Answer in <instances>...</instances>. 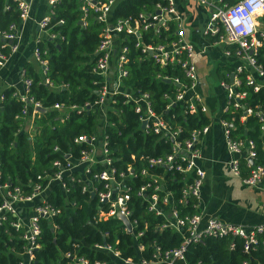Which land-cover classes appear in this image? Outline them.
Returning <instances> with one entry per match:
<instances>
[{
    "label": "trees",
    "instance_id": "1",
    "mask_svg": "<svg viewBox=\"0 0 264 264\" xmlns=\"http://www.w3.org/2000/svg\"><path fill=\"white\" fill-rule=\"evenodd\" d=\"M101 3L106 0H97ZM235 0H221V3L231 4ZM79 0H56L53 5V15L50 17L47 27L53 26L49 32H57L60 38L55 42L50 40H38L35 48L40 59L46 60V71L41 74L40 69L30 63L22 67L23 77L29 80L27 96L33 102H37L44 109L43 112H35L33 124L35 126L32 135L22 130L23 119L21 109L23 103L11 96L14 89L5 87L1 91L0 100V181L7 183L11 188L14 185L20 187L23 193H28L32 182L44 185V180L36 176L42 175L54 169L52 161L62 159L57 152H53V146L61 151L69 147H75L72 138L79 134L89 135L93 131L98 112L87 109L84 103H92L97 100V91L100 87L98 77L93 74L94 51L99 42V33L104 23L97 19L98 13L87 7L85 13V26L78 24L80 18ZM159 4L166 6L165 0H115L109 13L108 21L113 23L117 19H128L133 26L138 14L152 12L154 6ZM7 6V9L4 7ZM62 20V24H56ZM19 12L14 0H0V30L7 28L9 24L18 25ZM168 29L159 28L154 33L150 28H139L141 45L165 44L175 39L174 25L169 20ZM222 33V29H219ZM123 35L122 33L120 34ZM135 36L129 34L122 40L121 46L128 50L125 68L127 75L122 78V85L148 96L151 110L159 116H173L169 122L172 127L180 128L177 140L186 138L189 131L198 129L208 123L205 114L197 111L188 113L184 111V104H169L174 99V94L179 91V84H188L183 78L178 64L159 66L153 58L142 53L140 47H135ZM5 52V51H4ZM264 65V61L259 59ZM216 68L214 77L223 78L224 73H219ZM163 77L168 79L164 80ZM242 77V75H239ZM177 78L179 84L172 82ZM46 79L47 83L43 80ZM225 79V77L223 78ZM247 96L243 102L250 107L258 105L264 108V90L252 92L245 87ZM168 96L169 100L165 98ZM113 102L104 111V116L112 122L113 126L106 127L108 136V148L110 155L114 157L113 165L118 170L127 173L126 165L131 163L134 175L126 179L130 206V218L135 220L132 231L135 234L142 230V234L133 238V234L127 232L120 218L107 217L95 219L96 196L89 192L81 191L82 181L74 180L67 185L68 190L62 192L61 188L54 185L49 189L46 200L59 208V211L49 219L41 217L38 221L40 230L35 237L37 247L32 249V264H72V259L65 255H81L90 262L118 263L111 257L108 251L93 247L94 243H107L120 252L122 257L137 256L153 259L154 246L161 250L177 247L182 237L170 228H157L163 221V217L155 215L146 209L144 199L136 194L139 184L148 176L139 173L142 160L140 154L151 156L164 154L170 151V140L159 139L153 134H144L138 127L137 114L133 111V102L126 101L121 94L113 96ZM55 103L66 107L75 105L83 107L80 112L67 109L68 118L60 121L58 116H63L58 110L53 109ZM241 108H229L219 114V117L229 120L234 119L235 130L233 136L248 139L253 143L255 161L264 164V130L260 129L261 123L254 115L246 118L243 125L238 124L241 116ZM76 145L75 149L77 150ZM133 155V159L131 158ZM150 172L162 176L166 187L171 190L173 198L180 196L181 174L173 171H163L160 167L149 166ZM75 177H77L75 175ZM72 202V206H64L65 202ZM180 213H191V199L188 198L178 206ZM14 216L8 214L0 222V264H18L22 259L24 239L21 238V229L10 224ZM231 238L204 237L197 242L185 244L182 258L174 259V264H264V249L258 243L247 252L241 249V240L233 238L235 247L228 248ZM259 239L262 236L259 235ZM260 242V241H259ZM135 243L142 244L138 250Z\"/></svg>",
    "mask_w": 264,
    "mask_h": 264
},
{
    "label": "built area",
    "instance_id": "2",
    "mask_svg": "<svg viewBox=\"0 0 264 264\" xmlns=\"http://www.w3.org/2000/svg\"><path fill=\"white\" fill-rule=\"evenodd\" d=\"M19 12V24L27 18L29 0H14ZM47 13L40 20L38 27L44 32L45 39L55 42L60 38L57 32H49L53 27H47L50 17L53 15V5L56 0H47ZM166 6L159 4L154 6L152 12H143L138 14L134 20L133 26L129 20L117 19L113 23L108 21L109 13L115 0H106L101 3L97 0H79V25L85 26V13L87 7L92 8L98 13L97 19L104 23L99 33V42L94 51L93 74L98 77L100 87L97 91L98 98L92 103H84L87 109L98 112L93 131L89 135L79 134L72 138V143L78 146L69 147L66 151H61L53 146L52 151L62 156V159L52 161L54 169L44 172L36 177L44 180V185L37 182L30 184L31 190L23 193L19 186L14 185L9 188L7 183L0 181V222L8 214L14 216L10 224L15 228L21 229V238L25 243L23 246V257L18 264H32V249L37 247L35 237L39 233L40 227L38 221L41 217L49 219L59 211V208L52 206L47 200L46 195L49 189L57 185L62 192L68 190L67 185H71L74 180L82 181L81 191L89 192L96 196V217L95 219L107 217H125L129 228L124 225V229L133 234L136 238L142 234V230L135 234L132 229L135 226V220L130 218L131 209L127 206L129 192L126 179L133 176L134 170L131 163L126 165L127 173L118 170L113 165L114 157L110 155L108 148V136L105 133L106 127L113 126L112 122L104 116V111L113 102V96L121 94L126 101L133 102V111L137 114L138 127L144 134H153L159 139L170 140V151L155 156L140 154L139 159L142 165L139 168L140 174H145L148 178L138 185L136 194L141 196L146 205V209L155 215L163 217V221L157 228H170L179 233L182 237L181 243L177 247L161 250L153 244V259H146L141 256L136 258L132 256L122 257L120 252L112 245L103 243H94L93 247L103 249L111 254L118 263L114 264H174L176 258H182L185 250V244L189 241L197 242L202 238L229 236L228 248L235 247L233 238L241 240V249L247 252L254 248L258 243L264 249V222L254 225L251 228H245L241 225L223 221L216 216H209L201 221L200 212L196 211L201 185L204 178L202 167L197 164V158L200 157L198 144L201 137L207 133L208 124L198 129L189 131L186 138L177 140L180 128L172 127L169 122L173 116H159L155 114L148 102V96L144 92L131 90L122 85L121 81L127 75L124 67L127 63V49L121 46L122 40L132 34L135 36V47H140L142 53L151 56L159 66L178 64L183 78L188 84H179L177 78H172V82L179 84V91L174 94V99L169 100V104H184V111L194 113L197 107L203 114H206L207 108L201 101V98L194 92V85L197 83L194 60L197 51L190 43L183 39V27L180 18L176 15L173 7V0H165ZM202 5L209 9L208 21L203 33L210 37H216L214 44H224L225 48L222 54L226 57L234 58L238 64L224 73L217 85L224 96V106L222 113L229 108H241L242 114L238 117V124L243 125L246 118L254 115L260 123V129L264 130V108L258 105L250 107L243 100L247 96L246 88L252 92L264 90V65L259 59L264 61V0H235L231 4L221 3V0H198ZM8 7L5 6L4 9ZM171 21L174 25L175 39L165 43L152 45H141L139 28L142 30L151 29L154 33L159 28L168 29L167 22ZM18 25L9 24L6 29L0 30V68L5 63L8 56L15 52L18 47ZM56 24H62V20H57ZM222 29V33H219ZM123 34L122 36L120 34ZM41 40L40 38L37 39ZM217 42V43H216ZM5 51V52H4ZM148 51L150 54H148ZM32 57L40 69L41 74L46 71V60L40 59L36 48L34 47ZM242 75V77H239ZM230 76V79H229ZM22 91L13 92L12 97L16 96L22 103L21 113L24 115L23 122L27 121L28 112H38L42 108L39 103L33 102L27 96V87L29 80L20 73ZM164 80L168 79L163 77ZM47 83V80H43ZM1 99V97H0ZM72 105L66 107L55 103L53 109L59 111L63 116H58L60 121L68 118L65 112L67 109L80 112L83 107ZM34 117V116H30ZM38 118L39 116H35ZM234 119L229 120L220 118L218 124L222 128L224 148L229 155L227 165L230 172L238 176L241 182L248 186L264 184V164L255 161L253 143L248 139H241L231 134L235 130ZM133 159V155H131ZM160 167L163 171L179 172L180 181L183 184L180 188V196L176 199L170 189L166 187L161 175L150 172L148 167ZM75 175L77 177H75ZM188 198L191 199V206L194 211L191 213H180L178 206L184 203ZM21 204L24 207L19 208ZM64 206H72V202L66 201ZM23 209V213L21 210ZM259 235L262 239H259ZM260 241V242H259ZM136 249H142V244L135 243ZM72 259V264H109L108 262L93 261L81 255L65 253ZM246 261L243 260L242 264Z\"/></svg>",
    "mask_w": 264,
    "mask_h": 264
},
{
    "label": "crops",
    "instance_id": "3",
    "mask_svg": "<svg viewBox=\"0 0 264 264\" xmlns=\"http://www.w3.org/2000/svg\"><path fill=\"white\" fill-rule=\"evenodd\" d=\"M173 1L175 13L182 22L183 39L197 51L194 60L197 83L191 92L196 93L207 108L205 116L208 119V131L198 144L200 157L196 160L204 171V178L195 210L200 212L201 221L209 216H216L223 221L251 228L264 222V184L245 185L228 168L229 155L224 148L222 128L218 124L225 100L217 85L221 78L214 77L216 68L220 69V74L225 73L238 62L222 54L225 45L217 42L214 44L216 37L203 33L209 17V9L205 5L198 0ZM47 9V0H29L27 18L18 27L17 50L8 56L0 68V90L11 87L20 93L23 65L30 63L37 69L32 52L37 39H45L38 24ZM34 115L35 113L28 112L27 121L22 125L23 131L30 134L34 131ZM24 206L25 204H21L19 208Z\"/></svg>",
    "mask_w": 264,
    "mask_h": 264
},
{
    "label": "water",
    "instance_id": "4",
    "mask_svg": "<svg viewBox=\"0 0 264 264\" xmlns=\"http://www.w3.org/2000/svg\"><path fill=\"white\" fill-rule=\"evenodd\" d=\"M78 24H79V21H78ZM148 54H150V52L148 51ZM229 79H230V76H229ZM38 112H43L44 109L43 108H38L37 110ZM121 220L122 222L124 223V225L127 227V229L129 228V224H128V221L125 217H121Z\"/></svg>",
    "mask_w": 264,
    "mask_h": 264
},
{
    "label": "rangeland",
    "instance_id": "5",
    "mask_svg": "<svg viewBox=\"0 0 264 264\" xmlns=\"http://www.w3.org/2000/svg\"><path fill=\"white\" fill-rule=\"evenodd\" d=\"M2 90H0V92H1ZM215 94H216V92H215ZM31 135H32V133H31Z\"/></svg>",
    "mask_w": 264,
    "mask_h": 264
},
{
    "label": "clouds",
    "instance_id": "6",
    "mask_svg": "<svg viewBox=\"0 0 264 264\" xmlns=\"http://www.w3.org/2000/svg\"><path fill=\"white\" fill-rule=\"evenodd\" d=\"M0 97H1V95H0ZM1 100V99H0Z\"/></svg>",
    "mask_w": 264,
    "mask_h": 264
}]
</instances>
